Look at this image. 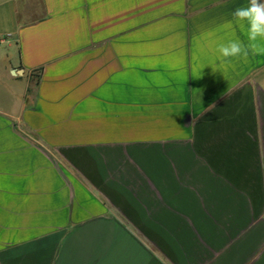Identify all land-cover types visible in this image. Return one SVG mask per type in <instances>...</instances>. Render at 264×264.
Listing matches in <instances>:
<instances>
[{"label":"crops","instance_id":"obj_1","mask_svg":"<svg viewBox=\"0 0 264 264\" xmlns=\"http://www.w3.org/2000/svg\"><path fill=\"white\" fill-rule=\"evenodd\" d=\"M247 3L0 0V264H264Z\"/></svg>","mask_w":264,"mask_h":264},{"label":"clouds","instance_id":"obj_2","mask_svg":"<svg viewBox=\"0 0 264 264\" xmlns=\"http://www.w3.org/2000/svg\"><path fill=\"white\" fill-rule=\"evenodd\" d=\"M233 22L246 36L247 43L238 38L218 43L216 51L219 57L247 59L249 54H264V0H248L247 5L237 7L225 27L231 28Z\"/></svg>","mask_w":264,"mask_h":264}]
</instances>
